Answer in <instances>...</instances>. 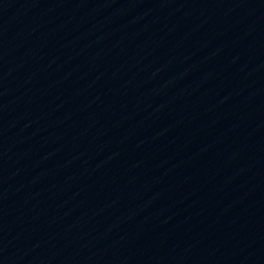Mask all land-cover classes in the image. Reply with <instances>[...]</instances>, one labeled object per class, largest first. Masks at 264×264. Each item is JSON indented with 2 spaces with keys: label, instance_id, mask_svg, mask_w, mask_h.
Here are the masks:
<instances>
[{
  "label": "water",
  "instance_id": "1",
  "mask_svg": "<svg viewBox=\"0 0 264 264\" xmlns=\"http://www.w3.org/2000/svg\"><path fill=\"white\" fill-rule=\"evenodd\" d=\"M0 145L114 264H264V0H0Z\"/></svg>",
  "mask_w": 264,
  "mask_h": 264
}]
</instances>
